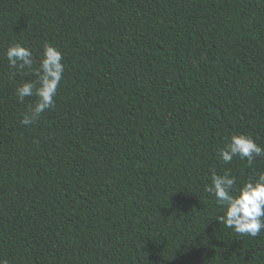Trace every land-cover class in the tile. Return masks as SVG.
Returning <instances> with one entry per match:
<instances>
[{"label": "trees", "instance_id": "16d2710c", "mask_svg": "<svg viewBox=\"0 0 264 264\" xmlns=\"http://www.w3.org/2000/svg\"><path fill=\"white\" fill-rule=\"evenodd\" d=\"M64 57L34 124L7 48ZM264 146V0H0V258L8 264H264V230L218 221L213 170L238 189L264 172L217 158Z\"/></svg>", "mask_w": 264, "mask_h": 264}, {"label": "clouds", "instance_id": "9594fccd", "mask_svg": "<svg viewBox=\"0 0 264 264\" xmlns=\"http://www.w3.org/2000/svg\"><path fill=\"white\" fill-rule=\"evenodd\" d=\"M5 57L10 69L18 72L29 69L36 77L16 89V97L21 103L26 97H36L35 104L23 114L20 121L27 127L54 108V98L64 79V57L58 48L48 43L44 45L38 69L33 67L35 61L32 50L20 43L10 45ZM235 157L241 161L246 160L248 166H251L257 157H264V146L257 144L250 135H232L218 150L217 158L230 164ZM236 185L237 178L230 172L217 175L213 170L211 183L204 190L214 195L216 203L225 210L224 215L218 217L219 222L238 234L256 237L264 230V172L258 173L255 181L248 180L238 189ZM0 264H8V261L0 258Z\"/></svg>", "mask_w": 264, "mask_h": 264}]
</instances>
